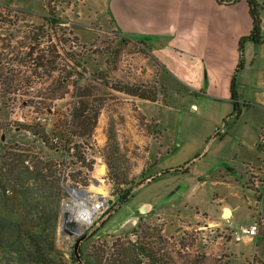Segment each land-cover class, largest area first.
<instances>
[{
    "label": "rangeland",
    "instance_id": "obj_1",
    "mask_svg": "<svg viewBox=\"0 0 264 264\" xmlns=\"http://www.w3.org/2000/svg\"><path fill=\"white\" fill-rule=\"evenodd\" d=\"M94 1L0 0V54L5 62L0 71L3 73L0 75V137L5 135L4 141L0 139V168L5 170L10 160L8 154L15 152L22 153L32 166L36 158L60 162L57 169L64 187L59 202L56 196L45 199L35 194L25 207L23 203L15 202L16 193L11 186L9 201H2L0 192V215H27L32 218V224L43 229L48 227L46 220L56 212L60 214L56 245L63 252L66 264H76L71 255L78 238L86 236L80 249L97 255L101 242L136 239L132 234L137 226V234L162 236L163 241L159 243L158 240L157 245L173 256L174 264H197L202 256L205 257L201 264H252L253 259L254 264H264V238L259 237L264 233V219L258 223V236L253 242L232 239L233 231L258 221L259 215L264 216V192H257L264 188V153L261 155L253 150L252 164L244 163L237 155L231 160L230 164L243 176L246 186L225 169L200 175L197 172L199 167H194L195 161L187 173L182 169L171 171L139 185L152 175L146 166L151 163L148 150L153 142L130 141L128 134L132 127L128 124L130 117L125 109L133 103L130 113L135 116L136 124L144 129L142 133L146 137L153 136V141L165 145V148L180 142L183 116L180 111L165 112L164 106L143 103V107L155 114L153 120L148 119L138 112V101L134 103L131 95L112 86L129 83L144 90L150 88L155 92L156 101L152 102L169 104L175 109L182 104L185 94L180 84L164 72L147 42L140 43L121 35L106 20L94 22L95 13L102 14L103 0H96L98 4ZM27 52L32 54L27 55ZM38 53H43L44 65L36 69L34 60ZM75 63L80 65L62 85L60 79ZM30 86L34 89L31 90ZM83 91L92 94L86 99L95 98L101 102L94 135L98 127L100 134L104 133L106 143L100 146L93 138L84 139L79 144V154L73 144L65 146L62 143L61 133L74 130V119L69 126L70 116L74 115ZM35 113L51 115V123H36L33 119ZM162 119L163 122H156ZM165 119L168 121L167 131L164 130ZM34 130L42 132L47 140L36 136ZM53 135L60 138V143L51 144ZM207 145L206 141L202 144L203 147ZM197 146L192 156L193 150L186 146L165 160L166 163L172 161L174 165H181L179 168L184 167L202 152L203 147ZM74 154L84 156L87 164L92 161V168L85 167ZM140 168H143L141 172ZM102 177L105 180L98 184ZM122 180L131 184L125 187L121 183L120 187L126 189L130 185L134 196L102 228L100 220L111 206L108 204L92 225L86 230L87 225L81 228L84 232L80 236L72 237L71 229H67L70 235V238L66 236L67 240L61 232L62 210L64 203L73 201V197L65 186H81L96 196L109 194L116 201V182ZM20 187L19 190L26 191L27 182ZM142 203L151 204V212L128 222L127 219L137 217L134 213H138L137 206ZM224 205H231L234 209L230 219L221 218ZM73 208L77 211L76 205ZM217 222L231 229L214 224ZM199 224L207 227L198 228ZM9 258L15 261L11 256L0 254V264H14L8 261ZM83 259L87 264L94 262L86 257Z\"/></svg>",
    "mask_w": 264,
    "mask_h": 264
},
{
    "label": "crops",
    "instance_id": "obj_2",
    "mask_svg": "<svg viewBox=\"0 0 264 264\" xmlns=\"http://www.w3.org/2000/svg\"><path fill=\"white\" fill-rule=\"evenodd\" d=\"M256 1L264 3V0ZM94 2L98 4V1ZM101 13L100 16L98 12L95 13L94 22H111L121 35L132 40L133 35L141 36L164 72L180 84L185 94L182 104L176 109L159 101L132 96L134 103L138 101V112L141 111L151 120L155 114L143 107V103L164 106L165 112H181L180 142L173 147L165 148V145L154 142L152 135L146 137L142 133L144 129L136 124L135 116L130 113L133 103L124 111L130 117V141L141 144L147 140L153 142L148 150L151 163L146 166L152 175L142 185L164 175L161 173L164 169L181 166L174 165L172 161L166 163L180 149L191 147L192 156L197 145L201 147L205 141L209 145L202 146V152L194 157V167H199L197 172L200 175L227 170V166L235 168L230 162L236 155L244 163L252 164L253 150L263 154L259 139L264 132V42L257 45L249 38L253 20L248 0H103ZM234 76L239 113L235 112L231 92ZM164 121L168 123L167 119ZM156 122L161 123L163 119ZM167 123L164 124L165 131L168 130ZM93 140L100 146L106 143V137L103 132L100 134L98 127ZM158 163L160 165L157 167ZM225 208L229 210L228 217L224 216ZM151 210V204H139L138 213H134L137 217L127 221L141 218ZM233 212L231 205H224L221 218L230 219ZM261 219L264 216L259 215L254 223H259ZM214 224L231 229L221 222ZM259 237L264 238V233ZM253 240L242 242L250 243ZM251 262L254 264V259Z\"/></svg>",
    "mask_w": 264,
    "mask_h": 264
},
{
    "label": "trees",
    "instance_id": "obj_3",
    "mask_svg": "<svg viewBox=\"0 0 264 264\" xmlns=\"http://www.w3.org/2000/svg\"><path fill=\"white\" fill-rule=\"evenodd\" d=\"M248 4L250 15L253 20V29L249 38L258 45L264 42L260 34L261 5L256 0H248ZM53 21L54 20L52 19L51 22ZM131 37L140 43L145 42L141 36L133 35ZM244 40L245 38L240 42L241 48ZM29 53L30 52H27V55ZM2 59L3 57H1L0 54V71L4 69ZM43 65L44 55L42 53L35 57L34 67L38 69ZM79 65V63H75V66H71L69 70L65 71L60 79L62 85L66 84L69 78L73 76L75 68ZM0 75H3V73ZM112 87L133 97L156 101L155 92L150 88L145 87L146 89L144 90L138 85H132L129 83ZM90 89L91 88L89 87V90ZM231 92L235 104V112L239 113V104L236 102L238 97L235 76L231 84ZM91 96L92 94L86 93V91H83L80 94L82 99L79 101V105L75 108L73 113L74 130L70 133H61L62 143L65 146L73 144L74 148L79 150V154H81L79 144L84 142V139L89 140L93 138L100 112V101L95 98L91 101L86 99V97ZM33 132L36 136L40 137V139L44 141L45 139L47 140L42 132L36 130ZM208 141H210V139ZM54 150L56 149L54 148ZM79 154L74 155L79 158V162H83V165L90 170L92 168V161L87 164L84 156ZM8 155L10 160L6 163L7 166L5 170L0 168V192L2 194V201H9V187L11 186L16 193L15 202L23 203L22 205H25V207L29 205V200H31L35 194L41 195V197L45 199L50 198L51 196H56L58 202L62 199L64 195V187L61 183L62 180L57 169L60 162L56 163L53 160L36 158L37 160L33 163V168L30 169L29 166L25 165L26 159L23 157L22 153L15 152L9 153ZM195 159L196 158L190 160L184 167L165 169L161 173L164 174L171 171H179L180 169L187 173ZM226 169L236 181H239L243 186H246L243 176L236 171L235 168L227 166ZM25 177H28L27 181L25 180ZM113 178H115V176H113ZM147 180L148 178L143 179L139 185H142ZM26 182L27 190H19L21 188L20 186L23 187ZM121 183L124 184L125 187H127L128 184H131L127 183L126 180L116 182L117 189L115 190V195L117 196V200L109 207L107 213L100 220L101 228L105 226L113 215L134 196V189L130 185L128 188L123 189L120 187ZM257 192H264V188L257 190ZM260 197L261 195L259 198ZM15 214L17 216L10 217L0 215V254L2 256L8 255L13 257L15 261H12L11 258H9L8 261L15 262L14 264H66L63 252L56 245L60 214L56 212L50 219L46 220V222L48 221V227H44L43 229H39L32 224V218H29L27 215H21L20 213ZM18 216L20 217L18 218ZM138 230L139 226L133 228L134 234H132V236H136V239H116L113 242H101L99 245L100 247H98L100 253L97 255L88 252L82 247L80 252L83 258L86 257L90 260L93 259L94 262L91 260L93 264H174L173 256L157 245L159 242L158 240H160L159 243H161L162 240L160 234H137ZM148 238H153L154 240L149 241ZM204 257L205 256H202L197 264H201ZM71 260L74 263L79 264L74 254L71 255Z\"/></svg>",
    "mask_w": 264,
    "mask_h": 264
},
{
    "label": "built area",
    "instance_id": "obj_4",
    "mask_svg": "<svg viewBox=\"0 0 264 264\" xmlns=\"http://www.w3.org/2000/svg\"><path fill=\"white\" fill-rule=\"evenodd\" d=\"M260 5H261V10H260V19H261V22H260V34H261V37L264 40V3H260ZM2 64L5 65V62H2ZM30 89L33 90L34 87L30 86ZM70 117L71 118H70L69 126L71 127L74 117H73V115H71ZM33 119L38 124L49 125L51 123V121H52V116L47 114V113H35ZM50 141H51V144H58V143H60V138L58 136L53 135V136L50 137ZM259 147L261 148L262 152L264 153V132H262V134L260 136ZM26 165L29 166L30 168H33V166L30 165L29 161H26ZM104 180L105 179H103V177H102V179H99L97 182H98V184H100ZM65 187H66L68 193H70L71 196L73 197V201L68 202V203H76V202H78L79 197H81V196L84 197V195H86L88 193L89 194L91 193L88 189L81 188V186H70V185L67 184ZM100 195H102V194H100ZM109 198H110L109 194H107L106 196L103 195V200H104L103 202H100L98 200H96L94 202L95 204L93 205V209L98 211V214L93 218L92 222L85 227L84 230H86L90 225H92L93 222L100 216V214H102L104 212V210L107 208V204H108V199ZM83 199H80V200L82 201ZM65 205H66V202L64 203V210H65ZM65 211H67L69 213L68 210H65ZM84 230L79 235H72V237L80 236L84 232ZM61 232H63V236L65 238H66V236L68 238H70L69 233H66L63 230V228H62ZM258 232H259V224L258 223H254V224H252L250 226H241L238 230L233 231V237H234V240L236 242H242V241H245L247 239L248 240L254 239L257 236Z\"/></svg>",
    "mask_w": 264,
    "mask_h": 264
},
{
    "label": "bare ground",
    "instance_id": "obj_5",
    "mask_svg": "<svg viewBox=\"0 0 264 264\" xmlns=\"http://www.w3.org/2000/svg\"><path fill=\"white\" fill-rule=\"evenodd\" d=\"M80 199L83 200L81 201ZM96 200L103 202V195L96 196L94 193H88L84 195V197H79L78 202L73 203L77 206V211L73 208V204L66 203L65 210L69 211L68 221L73 223L69 224L64 220L62 224L63 228L65 230L71 229L73 235H79L81 233V228L91 223L93 218L98 214V211L93 209Z\"/></svg>",
    "mask_w": 264,
    "mask_h": 264
},
{
    "label": "water",
    "instance_id": "obj_6",
    "mask_svg": "<svg viewBox=\"0 0 264 264\" xmlns=\"http://www.w3.org/2000/svg\"><path fill=\"white\" fill-rule=\"evenodd\" d=\"M1 140L4 141L5 140V135H3L1 137ZM115 202L114 198H109L108 199V205H112L113 203ZM68 215L69 213L67 211H65L64 209L62 210V220L64 222V220L66 222H68L69 224H72L73 222H70L68 221ZM224 216L228 217L229 216V210L227 208H225L224 210ZM61 222V223H63ZM69 233V232H68ZM86 236H82L80 238H78V240L75 242V246H74V254H75V258L77 260V262L79 264H87L84 259H83V256L80 252V245H81V242L85 239Z\"/></svg>",
    "mask_w": 264,
    "mask_h": 264
}]
</instances>
